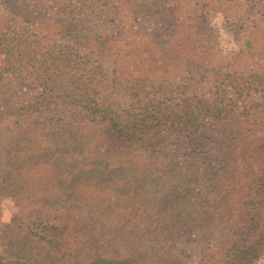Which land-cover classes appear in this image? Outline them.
Wrapping results in <instances>:
<instances>
[{
	"label": "trees",
	"instance_id": "trees-1",
	"mask_svg": "<svg viewBox=\"0 0 264 264\" xmlns=\"http://www.w3.org/2000/svg\"><path fill=\"white\" fill-rule=\"evenodd\" d=\"M71 6L82 16L60 22L55 36L112 62L114 90L134 101L119 123L101 97L100 65L0 18V123L14 127L0 131V197L16 202L0 224V264H188L157 209L173 207L177 224L199 227L230 206L245 227L197 264H257L264 228L247 241L264 217V74L254 67L264 52L247 57L246 71L217 78L209 96L173 97L154 81L193 83L195 70L225 61L209 20L214 0ZM83 178L97 194L96 214L112 206L109 191L127 197L128 220L116 223L125 241L103 239V218L77 231ZM145 209L150 218L139 216ZM198 240L189 239L203 250L207 243ZM122 242L125 255L117 254Z\"/></svg>",
	"mask_w": 264,
	"mask_h": 264
},
{
	"label": "rangeland",
	"instance_id": "rangeland-1",
	"mask_svg": "<svg viewBox=\"0 0 264 264\" xmlns=\"http://www.w3.org/2000/svg\"><path fill=\"white\" fill-rule=\"evenodd\" d=\"M78 2L80 3L81 0H73L72 3L68 0H61L59 4L55 3L54 0H0V18L7 20L14 28L29 37L40 36L43 38L42 44L46 47L63 46L69 48L73 53L91 59L97 65H100L102 75L98 76V79L100 80L101 97H104L105 101L111 105L118 122L123 124L126 118V111H128L134 100L129 94L124 92L117 93L114 90L116 79L114 74L115 65L108 60L99 59L95 53L84 49L79 43H73L55 36L59 31L60 22H68L72 20L74 15L77 18L82 16L80 9L74 10V7L71 6V4L76 5ZM214 5L216 10L210 13L209 20L211 25L217 30L219 48L225 61L219 62L208 69L195 70L194 77L197 80L193 83L188 81H179V83L154 81V86L169 85L166 90L172 89L168 92L173 97L188 96L193 93L209 96L214 91L213 85L217 78L223 77V75L228 73L240 74L246 71L247 67L241 68L240 65L247 61V57L251 60L253 58L256 59L260 53L264 52V0H214ZM45 17L50 20H45ZM242 53L246 55V58L241 61L239 56ZM254 67L264 74V60L259 63L255 62ZM205 76L207 77L202 78ZM8 129H14L11 120H5L0 123V131ZM88 180L91 181V179L83 178L78 182V190L82 193L81 205L85 215L76 223L77 231L82 235L91 220L99 221L100 218H103L107 226V231L104 232L105 238L103 239H124L123 241H125L126 238H122L123 232L116 227V223L123 218L128 220V217H126L127 197L123 195L124 193H120L117 190L109 191L108 195L113 200L112 206L108 207L109 205H107L103 208L104 216L96 214L98 211L94 199L97 194L92 193V190L87 188L89 187ZM89 185L91 184L89 183ZM15 203L14 200L4 196L0 197V224L11 220L15 212ZM153 205L155 204L150 207ZM164 207L165 205L160 206V208ZM99 209L101 208L99 207ZM150 209H145L144 214L140 213L139 216L141 218H150ZM155 213H157L156 220H159L161 225L168 223L169 226V222L171 223L170 229L179 236V244H182L180 245L181 248H185L188 264H197L206 253L208 255L214 254L222 241L232 240L230 238L231 235L245 227L242 215L234 206H230L229 209L220 212L214 219L205 220L199 227H196L193 223L190 225H184L183 222L177 224L176 215L178 210L174 211L173 207L164 212L161 209H157ZM262 213H264V207L262 208ZM167 214L171 215V217L165 221V215ZM203 227H205V235L202 231ZM263 228L264 217L257 233L247 241L248 246L258 239L259 232ZM199 231L202 233L200 236H198ZM189 239H199L198 241L206 242L207 244L201 250L196 247L197 243L194 244ZM121 245L120 253L117 254L125 255L123 242ZM257 264H264V250Z\"/></svg>",
	"mask_w": 264,
	"mask_h": 264
}]
</instances>
